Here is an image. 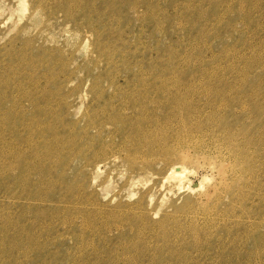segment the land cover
Wrapping results in <instances>:
<instances>
[{
    "label": "rangeland",
    "instance_id": "374dc122",
    "mask_svg": "<svg viewBox=\"0 0 264 264\" xmlns=\"http://www.w3.org/2000/svg\"><path fill=\"white\" fill-rule=\"evenodd\" d=\"M0 264H264V0H0Z\"/></svg>",
    "mask_w": 264,
    "mask_h": 264
},
{
    "label": "bare ground",
    "instance_id": "6f19581e",
    "mask_svg": "<svg viewBox=\"0 0 264 264\" xmlns=\"http://www.w3.org/2000/svg\"><path fill=\"white\" fill-rule=\"evenodd\" d=\"M24 2V1H23ZM25 3V2H24ZM33 6V5H32ZM37 7H39V6H37ZM36 7V8H37ZM57 7V6H56ZM68 7V6H67ZM80 7H81V5H80ZM60 8V7H59ZM66 8V7H65ZM69 9V8H68ZM38 10V9H37ZM60 11V10H59ZM62 11H64V10H62ZM66 11V10H65ZM68 11V10H67ZM52 12V11H51ZM66 13V12H65ZM54 14V13H53ZM66 15V14H65ZM32 18H34L33 16H32ZM70 19V18H69ZM33 20V19H32ZM71 20V19H70ZM31 23H33V21L31 22ZM37 23V22H36ZM34 24V23H33ZM76 25V24H75ZM78 25V24H77ZM35 26V25H34ZM29 28V27H28ZM35 28V27H34ZM32 29V28H31ZM36 30V29H35ZM26 31V30H25ZM30 31H32V30H30ZM27 41V40H26ZM102 53V52H101ZM103 54V53H102ZM47 59V58H46ZM49 70V69H48ZM206 91V90H205ZM198 92V91H197ZM141 95V94H140ZM210 95V94H209ZM141 98V97H140ZM140 98H139V100H140ZM188 98V97H187ZM136 99H137V97L134 99V101H136ZM144 99V98H143ZM194 99V98H193ZM139 100H137V101H139ZM142 100V99H141ZM144 101V100H143ZM190 101V100H189ZM142 102V101H141ZM136 103V102H135ZM188 103V102H187ZM136 105V104H135ZM144 106V105H143ZM224 106V105H223ZM144 111V110H143ZM141 112V111H140ZM167 113V112H166ZM139 114V113H138ZM146 114V113H145ZM142 115V114H141ZM148 115V114H147ZM119 116H121V115H119ZM139 117H140V119H138L137 120V126L136 125H134V126H136V132H137V134L138 135H141V133H142V130H143V127H142V123L143 122H145L146 120H148L147 119V117L146 116H140L139 115ZM138 117V118H139ZM175 117V116H174ZM120 118V117H119ZM173 118V117H172ZM177 118V117H176ZM155 119V118H154ZM169 119V118H168ZM173 120V119H172ZM171 120V121H172ZM117 122H118V120H117ZM157 122V121H156ZM90 123V122H89ZM131 123H133V122H131ZM135 123V122H134ZM155 123V122H154ZM193 123V122H192ZM107 124V123H106ZM126 123H124V125H125ZM157 124V123H156ZM160 124V123H159ZM168 124V123H167ZM4 125V124H3ZM90 125H91V123H90ZM105 125V124H104ZM182 125V124H181ZM96 126V125H95ZM114 126H116V125H114ZM143 126H145V125H143ZM165 126H166V124H165ZM170 126V125H169ZM49 127V126H48ZM91 127V126H90ZM101 127V126H100ZM99 127V128H100ZM111 127V126H110ZM130 127V126H129ZM150 127V126H149ZM161 128H162V125L160 126ZM210 127V126H209ZM89 128V127H88ZM98 128V127H97ZM102 128H103V126H102ZM101 128V129H102ZM123 128V127H122ZM145 128V127H144ZM166 128V127H165ZM172 128V127H171ZM85 129H86V127H85ZM91 129H93V127L91 128ZM109 129V128H108ZM135 129V128H134ZM153 129V128H152ZM209 129V128H208ZM213 129V128H212ZM90 130V129H89ZM104 130V129H103ZM102 130V131H103ZM107 130V129H106ZM110 130V129H109ZM114 130V129H113ZM120 130V129H119ZM129 130V129H128ZM128 130H127V134H128ZM131 130V129H130ZM129 130V131H130ZM145 130V129H144ZM155 130H156V128H155ZM155 130L154 131H152V132H155ZM160 130H162V129H160ZM199 130V129H198ZM48 131L49 132H51L52 134L53 133H55V130L53 129V128H51V127H49V129H48ZM85 131V130H84ZM97 131V130H96ZM101 131V130H100ZM131 131H133V130H131ZM186 131V130H185ZM133 132H135V131H133ZM167 132V131H166ZM165 132V133H166ZM101 133V132H100ZM100 133H98V135L100 134ZM118 133H120V131L118 132ZM159 133H160V131H159ZM158 133V134H159ZM163 131H162V135H163ZM168 133V132H167ZM113 134V133H112ZM122 134V133H121ZM126 134V135H127ZM131 134V133H130ZM151 134V133H150ZM158 134H155V135H158ZM161 134V133H160ZM191 134V133H190ZM228 134V133H227ZM114 135V134H113ZM117 135V134H116ZM115 135V136H116ZM129 135V134H128ZM133 135V134H132ZM134 135H135V133H134ZM147 135H149V134H146V136ZM154 134H152V136H153ZM154 135V136H155ZM221 135V134H220ZM225 135H226V133H225ZM219 136V135H218ZM228 136V135H227ZM226 136V137H227ZM124 137V136H123ZM127 137H129V136H127ZM132 137V136H131ZM150 137V136H149ZM160 137V136H159ZM185 137V136H184ZM108 138H109V136H108ZM137 138V137H136ZM135 138V139H136ZM140 138V137H139ZM166 138V137H165ZM228 138H229V136H228ZM231 138H233V137H231ZM230 138V139H231ZM76 139V138H75ZM123 139V138H122ZM142 139V138H141ZM157 139V138H156ZM170 139H172V138H170ZM181 139V138H180ZM229 139V140H230ZM234 139V138H233ZM132 140V139H131ZM145 140V139H144ZM148 139L146 138V141H147ZM150 140V139H149ZM154 140V139H153ZM163 140V139H162ZM240 140V139H239ZM124 141V140H123ZM127 141V140H126ZM130 141V140H129ZM157 141V140H156ZM159 141H161V138H160V140ZM164 141H165V139H164ZM231 141V140H230ZM233 141V140H232ZM125 142V141H124ZM132 142V141H131ZM139 142V141H138ZM168 142H170V141H168ZM134 143H135V141H134ZM137 143V142H136ZM143 143H144V141H143ZM148 143V142H147ZM147 143H145V144H147ZM150 143V142H149ZM152 143V142H151ZM157 144H158V141L156 142ZM161 143V142H160ZM224 143V142H223ZM229 143L230 142H228V144L227 143H225V144H227V145H229ZM131 144V143H130ZM164 144V143H163ZM166 144V143H165ZM169 144V143H168ZM224 144V145H225ZM123 145V144H122ZM124 145H128V144H124ZM149 145V144H148ZM160 145V144H159ZM223 145V147L221 146V145H219V146H217V148H216V151H217V155L218 156H220V161H222L223 163H225L224 161V159H226V160H232V157H235L234 159L236 160V156L238 155V152L236 153V155H235V153H233V151H234V148H232L231 146H224ZM239 145V144H238ZM129 146V145H128ZM132 146H134L133 144H132ZM136 146H140V144L139 145H136ZM155 146V145H154ZM158 146V145H157ZM169 146V145H168ZM122 147V146H121ZM130 147V146H129ZM135 147V146H134ZM228 147V148H227ZM120 148V147H119ZM127 148V147H126ZM145 148V147H144ZM146 148H147V145H146ZM172 148V147H171ZM143 149V148H142ZM157 149V148H156ZM159 149V148H158ZM170 149V148H169ZM176 149H178V147L176 148ZM120 150H122V149H120ZM128 150V149H127ZM240 150V149H239ZM245 150H247V149H245ZM154 151V150H153ZM156 151V150H155ZM165 151H166V149H165ZM167 151L168 152H170V150H168L167 149ZM172 151H175V153H176V150H172ZM171 151V152H172ZM236 151V150H235ZM243 151V150H242ZM146 152V151H145ZM158 152V151H157ZM179 152V151H178ZM133 153V152H132ZM140 153V152H139ZM173 153V155H174V152H172ZM142 154H144V153H141V155H140V157H138V159L139 158H142V160H143V157H141L142 156ZM146 154V153H145ZM162 154V153H161ZM19 155H21V154H19ZM18 155V156H19ZM134 155V154H133ZM135 155H137L136 153H135ZM134 155V156H135ZM228 155V156H227ZM132 156V155H131ZM138 156V155H137ZM144 156V155H143ZM218 156H216V157H218ZM226 156H227V158H226ZM5 157V156H4ZM23 156H21V158H22ZM149 157V156H148ZM152 157V156H151ZM155 157V156H154ZM239 157V156H238ZM130 158V157H129ZM135 158V157H134ZM137 158V157H136ZM153 158V157H152ZM242 158V157H241ZM17 159H19V158H17ZM185 159V158H184ZM20 160V159H19ZM134 160V159H133ZM133 160H132V162H133ZM142 160H140L141 161V163H142ZM146 160H148V161H152V159H147L146 158V156H145V161ZM155 160H157V159H155ZM186 160V159H185ZM230 160V161H231ZM130 161H131V158H130ZM135 161H137V160H135ZM144 161V162H145ZM20 162V161H19ZM27 162V161H26ZM139 162V161H138ZM143 162V163H144ZM147 162V161H146ZM232 162V161H231ZM237 162V161H236ZM240 162V161H239ZM242 162V161H241ZM8 163H9V161H8ZM129 163H131V162H129ZM221 163V162H220ZM132 164V163H131ZM134 164V163H133ZM132 164V165H133ZM178 163H173V165H172V167H171V169H170V172H169V174H168V176L165 178V181H164V184H162L161 186H164L165 185V183L166 182H168V183H171L175 188H177L178 189V192H179V190H185V189H187V190H190V193H192V192H195V191H200V190H202V188H203V186L201 185V186H199V187H197V188H192L191 187V183H189L190 181L188 180V178H187V176L185 175V173H186V169H179V168H176V165H177ZM230 164V167H229V169L228 170H225V169H221L220 171H221V174L223 175H227V176H229L230 174L233 176V175H235L236 173H237V169H235L234 167V163L232 162V164L231 163H229ZM131 165V166H132ZM142 165H144V164H142ZM245 165V164H244ZM243 165V166H244ZM6 166V165H5ZM237 166V165H236ZM3 167V166H2ZM133 167V166H132ZM144 167V166H143ZM146 167V166H145ZM240 167V166H239ZM99 168V167H98ZM213 169H215V168H217V166H214V167H212ZM33 168H28V167H25V168H22V170L20 171L22 174H23V176L25 175V177H26V174L28 175V173H30V171L32 170ZM4 171V170H3ZM216 173V172H215ZM21 174V175H22ZM29 176V175H28ZM252 177V176H251ZM24 178V177H23ZM26 179L27 180H25L27 183L29 182V180H30V178H27L26 177ZM222 181V180H221ZM220 181V182H221ZM256 181V180H255ZM24 182V181H23ZM26 182H24V183H26ZM223 182H225L224 180H223ZM26 183V184H27ZM171 184H169V186L171 185ZM229 184V183H228ZM227 184V185H228ZM21 185H23V184H21ZM172 186V187H173ZM225 186V185H224ZM226 187V186H225ZM229 187V186H228ZM242 187V186H241ZM23 188V187H22ZM165 188V187H164ZM161 189V188H160ZM240 189V188H239ZM242 189V188H241ZM4 190H5V188H4ZM10 190V189H9ZM164 190V189H163ZM5 191H7V190H5ZM192 191V192H191ZM166 192H168V193H170V191H168L167 189H166ZM203 192V191H202ZM172 193H173V191H172ZM204 193V192H203ZM14 194V193H13ZM174 194V193H173ZM238 194V193H237ZM170 195V194H169ZM206 195H208V194H206ZM26 196H28L27 198H30V197H32V196H34V194L33 193H29V192H26ZM47 196H49V195H47L46 194V197ZM234 196H235V194H234ZM40 197L42 198V196L40 195ZM212 197V196H211ZM237 197H238V195H237ZM33 198V197H32ZM31 198V199H32ZM88 198V197H87ZM30 199V200H31ZM34 199V198H33ZM57 199V198H56ZM91 200V199H90ZM37 201V200H36ZM40 202H41V200H39ZM190 202V201H189ZM219 203V202H218ZM91 205V204H90ZM142 205V204H141ZM189 205V204H188ZM194 205V204H193ZM102 206V205H101ZM75 207V206H74ZM138 207V206H137ZM102 208V207H101ZM130 208V207H129ZM76 209V208H75ZM121 210V209H120ZM88 211V210H87ZM128 212H129V210H128ZM213 212V211H212ZM243 212V211H242ZM219 213V212H218ZM236 213V212H235ZM90 214V213H89ZM79 215V214H78ZM176 215V214H175ZM193 216V215H192ZM88 217V216H87ZM91 217H92V214H91ZM96 217V216H95ZM217 219V218H216ZM222 219V218H221ZM236 219V218H235ZM68 220V219H67ZM234 220V219H233ZM192 221V220H191ZM251 221V220H250ZM69 222V221H68ZM221 222V221H220ZM225 222V221H224ZM70 223V222H69ZM192 224V223H191ZM89 225V224H88ZM72 226V225H71ZM197 226H198V224H197ZM191 227V226H190ZM256 229V228H255ZM198 232V231H197ZM79 236V235H78ZM197 237V236H196ZM85 239V238H84ZM30 242V241H29ZM132 243V242H131ZM168 244V243H167ZM87 246V245H86ZM91 246V245H90ZM82 252V251H81ZM134 254V253H133ZM48 257V256H47ZM50 257H51V255H50ZM77 257V256H76ZM46 258V257H45ZM44 258V259H45ZM28 259V258H27ZM43 259V258H42ZM41 259V260H42ZM81 259V258H80ZM50 260V259H49ZM77 260V259H76ZM45 261V260H44ZM79 261V260H78ZM90 261V260H89ZM47 262V261H46ZM74 262H75V260H74Z\"/></svg>",
    "mask_w": 264,
    "mask_h": 264
}]
</instances>
